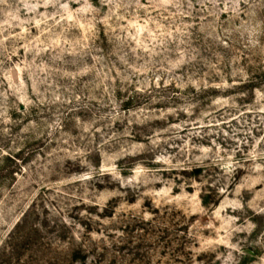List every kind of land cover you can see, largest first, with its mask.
Returning <instances> with one entry per match:
<instances>
[{
  "label": "rangeland",
  "instance_id": "rangeland-1",
  "mask_svg": "<svg viewBox=\"0 0 264 264\" xmlns=\"http://www.w3.org/2000/svg\"><path fill=\"white\" fill-rule=\"evenodd\" d=\"M0 264H264V0H0Z\"/></svg>",
  "mask_w": 264,
  "mask_h": 264
}]
</instances>
